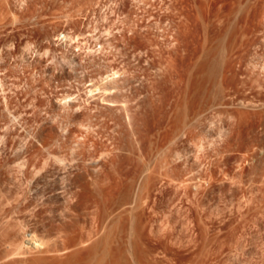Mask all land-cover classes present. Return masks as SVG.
<instances>
[{
	"label": "rangeland",
	"instance_id": "1",
	"mask_svg": "<svg viewBox=\"0 0 264 264\" xmlns=\"http://www.w3.org/2000/svg\"><path fill=\"white\" fill-rule=\"evenodd\" d=\"M182 1L0 0V264H264V0Z\"/></svg>",
	"mask_w": 264,
	"mask_h": 264
},
{
	"label": "bare ground",
	"instance_id": "2",
	"mask_svg": "<svg viewBox=\"0 0 264 264\" xmlns=\"http://www.w3.org/2000/svg\"><path fill=\"white\" fill-rule=\"evenodd\" d=\"M180 1H181V0H180ZM183 1H186V0H183ZM183 1H182V3H183ZM206 1H207V0H206ZM214 1H217V0H214ZM214 1H213V0H209V1H208V2H209V3H208V7L206 8L207 11H206L205 14H203V15H204L203 17H204L205 19L207 18V16H208L209 13L211 14V13L214 12V11H212V10H214V8H215V7H214V4H216V2L214 3ZM218 1H219V0H218ZM222 1H223V0H222ZM238 1L240 2V0H231V2L228 1V0L221 2V0H220L221 4H220V6L218 7V11H219V12L217 11L216 14H217V13H218V15H219L220 13H221L220 15L223 14L222 16H225V17H223V18H224V20L226 21L225 18H226V15H227V14H228V16H229V14H230V16H232L231 14H232L234 11H237V10H235V8H236V5L238 4ZM242 1H243V0H242ZM242 1H241V2H242ZM186 2H187V1H186ZM189 2H190V1H189ZM189 2H187V3H189ZM196 2H198V0H197ZM203 2L205 3V1H203ZM228 2H230V3H228ZM182 3H181V4H182ZM193 3H194V2H193ZM193 3H192V4H189L190 7L193 6ZM204 3H203V4H204ZM183 4H185V3H183ZM198 4H199V3H198ZM186 5H187V6H186ZM191 5H192V6H191ZM194 5H195V4H194ZM217 5H218V4H217ZM241 5H242V4H241ZM241 5H240V3H239V4L237 5V7H239V6H241ZM182 7H183V6H182ZM184 7H185V9H186V7H188V4H185ZM190 7H189L188 9H190ZM196 7H197V5H196ZM198 7H199V6H198ZM203 7H204V5H203ZM216 7H217V6H216ZM249 7H250V6H249ZM192 8H193V7H192ZM200 8H201V7H200ZM253 8H254V6H253ZM253 8H252V9H253ZM188 9H187V10H188ZM197 9H198V8H197ZM201 9H202V8H201ZM201 9H200V10H201ZM203 9H204V8H203ZM203 9H202V10H203ZM215 9H216V8H215ZM238 9H239V8H238ZM248 9H249V8H248ZM190 10H191V9H190ZM198 10H199V9H198ZM200 10H199V11H200ZM202 10H201V12H202ZM239 10H240V9H239ZM249 10H251V9H249ZM249 10H248V11H249ZM204 11H205V9H204ZM204 11H203V12H204ZM248 11H247V9H246V12H248ZM183 12H185V11H183ZM186 12H188V11H186ZM192 12H193V11H192ZM201 12H200L199 14H201ZM226 12H227V14H226ZM238 12H239V11H238ZM250 12H252V10H251ZM250 12H249V13H250ZM235 13H236V12H235ZM235 13H234V14H235ZM186 14H189V13H186ZM191 14H192V13H191ZM199 14H198V15H199ZM210 14H209V15H210ZM246 14H247V13H245V15H246ZM218 15H217V16H218ZM249 15H250V14H249ZM196 16H197V15H196ZM199 16H201V15H199ZM212 16H213V14H212ZM228 16H227V17H228ZM230 16H229V17H230ZM247 16H248V15H247ZM197 17H198V16H197ZM197 17H196V18H197ZM201 17H202V16H201ZM201 17H199V18H201ZM203 17H202V18H203ZM213 17H214V16H213ZM242 17H243V16H242ZM244 17H245V16H244ZM244 17H243V18H244ZM204 18H203V20H202V19H201V20L204 21ZM209 18H210V17H208V19H209ZM214 18H215V17H214ZM220 18H221V16H220V17L218 16V19H217V17H216L217 20H219ZM223 18H221V19H223ZM243 18L240 17V19H243ZM221 19H220V20H221ZM201 20H200V21H201ZM220 20H219V21H220ZM244 20H245V19H244ZM244 20H243V21H244ZM196 21H198V19H196ZM202 21H201V22H202ZM206 22H207V21H206ZM206 22H203V23H206ZM199 23H200V22H199ZM199 23H198V26H201V24L199 25ZM207 23H209V22H207ZM207 23H206V26H207ZM222 23H223V22H222ZM224 23H225V22H224ZM220 24H221V23H220ZM225 24H226V23H225ZM225 24H224V25H225ZM221 25L223 26V24H221ZM206 26L204 25V27H206ZM245 26H246V25H245ZM245 26H244V28H247V27H245ZM223 27H224V26H223ZM220 28H221V26H220ZM199 29H201V28H199ZM206 29H207V28H206ZM208 29H209V28H208ZM210 29H211V28H210ZM210 29H209V30H210ZM221 29H222V28H221ZM223 29H224V28H223ZM241 29H243V27H242ZM247 29H248V28H247ZM247 29H245L246 32H247ZM201 30H202V29H201ZM203 30H205V28H204ZM209 30H208V31H209ZM205 31H206V30H205ZM243 31H244V30H243ZM240 32H242V31L240 30ZM246 32H245V33H246ZM203 34H206V32H203ZM240 34H241V33H240ZM201 35H202V34H201ZM243 35H244V33H242V36H243ZM247 35H248V33H247ZM247 35H246V36H247ZM65 36H66V35H65ZM202 36H204V38H206L207 34H206V36H205V35H202ZM244 36H245V35H244ZM244 36H243V37H244ZM204 38H203V39H204ZM204 42H205V40H204ZM202 45H203V44H202ZM177 47H178V46H177ZM201 47H202V46H201ZM203 47H204V46H203ZM175 49H176V48H174V50H175ZM202 49H203V48H202ZM197 50H198V49H197ZM198 51H199V50H198ZM174 52H176V51H174ZM202 52H204V51H202ZM112 79H113V78H112ZM114 80H118V79H114ZM114 80H112V81L114 82ZM118 81H119V80H118ZM115 83H116V82H115ZM107 89H108V88H104V90H107ZM108 93L111 94L110 92H108ZM109 94H106L105 96H106V97H107V96H110ZM66 103H67V102H66ZM71 106H72V105H71ZM71 106H70V107H71ZM98 113H100V112H98ZM97 115H98V114H97ZM99 115H101V113H100ZM102 116H103V112H102ZM102 116H101V117H102ZM68 117H69V116H68ZM99 118H100V117H99ZM97 119H98V118H97ZM89 123H90V122H89ZM89 123H87V124H89ZM96 123H98V122H96ZM96 123H95V124H96ZM91 125H92V124H90V126H91ZM88 126H89V125H88ZM93 127H94V126H93ZM86 128H87V127H86ZM43 129H44V128H43ZM93 130H94V128H93ZM41 131H44V130H41ZM89 132H90V131H89ZM39 133H40V131H39ZM44 133H45V131H44ZM39 136H40V135H39ZM41 136H42V134H41ZM50 136H51V135H50ZM52 136H53V135H52ZM88 136H89V135H88ZM35 137H36V136H35ZM42 138H43V137H42ZM48 138H49V136H48ZM48 138H47V139H48ZM50 138H51V137H50ZM86 138H87V137H86ZM38 139H39V138H38ZM47 139H46V140H47ZM52 139H53V138H52ZM46 140H44L45 143H46ZM50 140H51V139H50ZM55 140H56V139H55ZM55 140H54V142H55ZM83 140H84V139H83ZM89 140H91L90 137H89ZM51 141H52V140H51ZM51 141H50V144H51ZM54 142H53V143H54ZM85 142L87 143L88 141L85 140ZM31 143H32V142H31ZM35 143L38 144L37 142H35ZM33 144H34V143H33ZM36 144H35V145H36ZM42 144H43V143H42ZM50 144H49V140H48V147L50 146ZM78 144H79V143H78ZM80 144H81V143H80ZM80 144H79V145H80ZM83 144H84V143H83ZM87 144H88V143H87ZM93 144H95V143H93ZM35 145H34V147H35ZM44 145H45V144H44ZM52 145H53V144H52ZM38 146H39V145H38ZM41 146H42V145H41ZM53 146H54V145H53ZM80 146H81V145H80ZM30 148H31V147H30ZM36 148H37V147H36ZM36 148H35V149H36ZM39 148H40V147H39ZM42 148H43V147H42ZM42 148H41V149H42ZM45 148H47V145H46ZM49 148H51V147H49ZM80 148H81V147H80ZM80 148H79V149H80ZM27 149H28V148H27ZM33 149H34V148H33ZM61 149H62V148H61ZM75 149H76V148L74 147V151L76 152ZM82 149H83V148H82ZM37 150H38V149H36L35 151H37ZM28 151H29V150H28ZM39 151H40V153H41V150H40V149H39ZM42 151H44V149H42ZM49 151H50V150H49ZM74 151H73V152H74ZM78 151H79V150H78ZM78 151H77L76 153H78ZM80 151H81V150H80ZM80 151H79V153H80ZM47 152H48V150H47ZM51 152H52V151H51ZM51 152H50V153H51ZM84 152H85V151H84ZM38 153H39V152H38ZM52 153H53V152H52ZM79 153H78V154H79ZM91 153H92V151H91ZM47 154H49V153H47ZM55 154H56V153H55ZM80 154H81V153H80ZM73 155H74V154H73ZM75 155H76V154H75ZM75 155H74L73 158H76ZM53 156H54V155H53ZM57 156H58V155H57ZM57 156L55 155V157H57ZM77 156H78V155H77ZM58 157H59V156H58ZM43 158H44V156H43ZM60 158H61V157H60ZM65 158H66V157H65ZM65 158H64V160H65ZM73 158H72V160H73ZM110 158H112V156H110ZM30 159H31V158H29V160H30ZM33 159H34V158H33ZM39 159H40V158H39ZM45 159H46V158H45ZM52 159H53V158H52ZM52 159H51V160H52ZM55 159H56V158H55ZM113 159H114V158H113ZM29 160H28V161H29ZM37 160H38V159H37ZM47 160H48V159H47ZM58 160H60V159H58ZM94 160H96V159H94ZM94 160H93V161H94ZM28 161H27V163H28ZM34 161H35V160H34ZM34 161H33V162H34ZM43 161H44V160H43ZM110 161H111V159H110ZM31 162H32V161H31ZM36 163H38V162H35V164H36ZM48 163H49V161H48ZM21 164H22V163H21ZM21 164H20V166H21ZM24 164H25V163H24ZM38 164H39V163H38ZM45 164H46V163H45ZM45 164H44V165H45ZM64 164H65V163H64V161H63V165H64ZM89 164H90V163H89ZM89 164H88V165H89ZM22 165H23V164H22ZM32 165H33V164H32ZM36 165H37V164H36ZM48 165H49V164H48ZM67 165H68V164H67ZM82 165H83V164H82ZM23 166H24V165H23ZM23 166H22V167H23ZM28 166H29V165H28ZM28 166H27V167H28ZM39 166H40V165H39ZM85 166H87V165H85ZM91 166H92V165H91ZM22 167H21V168H22ZM31 167H33V166H31ZM42 167H44V166H42ZM65 167H66V166H65ZM93 167H94V166H92L91 168H93ZM95 167H96V166H95ZM37 168H38V167H37ZM46 168H47V165H46ZM66 168H68V167H66ZM87 168H88V167H87ZM22 169H23V168H22ZM25 169H27V168H25ZM80 169H81V168H80ZM85 169H86V167H85ZM97 169H98V167H97ZM28 170H29V167H28ZM37 170H41V167H40V169L38 168ZM43 170H44V169H43ZM43 170H41V171H43ZM45 170H46V169H45ZM63 170H64V169H63ZM69 170H71V169H69ZM86 170H87V169H86ZM98 170H99V169H98ZM24 171H25V170H24ZM81 171H82V170H81ZM30 172H31V171H30ZM64 172H66V170H65ZM67 172H68V171H67ZM79 172H80V171H79ZM86 172H87V171H86ZM99 172H100V171H99ZM25 173H26V172H25ZM25 173H24V174H25ZM27 173H28V172H27ZM41 173H42V172H41ZM62 173H63V172H62ZM72 173H73V171H72ZM75 173L78 174V172H75ZM80 173L82 174V172H80ZM80 173H79V174H80ZM89 173H90V172H89ZM95 173H96V172H95ZM63 174H65V173H63ZM67 174H68V173H67ZM69 174H70V175H73V174H71V173H69ZM86 174H87V173H86ZM91 174H92V173H90V175H91ZM99 174H100V173H99ZM26 175H27V174H26ZM42 175L44 176V174H42ZM58 175H60V174H58ZM61 175H62V174H61ZM70 175H69V177H70ZM75 175H76V174H75ZM97 175H98V174H97ZM100 175H101V174H100ZM43 176H42V177H43ZM45 176H46V175H45ZM45 176H44V177H45ZM83 176L86 177V175H84V173H83ZM92 176H93V175H92ZM94 176H95V175H94ZM98 176H99V175H98ZM101 176H102V175H101ZM110 176H111V175H110ZM60 177H61V176H60ZM67 177H68V176H67ZM76 177H77V176H76ZM81 177H82V176L80 175V178H81ZM88 177H89V174H88ZM88 177H86V181H85V179L82 177V180L84 179V181H85V183H87V185H88V182H89V180H90ZM106 177H108L107 173H106ZM106 177H105V179H106ZM72 178H73V177H72ZM77 178H78V177H77ZM80 178H78V180H79ZM92 178H93V177H92ZM102 178H103V177H102ZM112 178H113V177H112ZM56 179H58V178H56ZM63 179H64V178H63ZM70 179H71V178H70ZM88 179H89V180H88ZM108 179H109V178H108ZM72 180H75V177H74ZM72 180H71V181H72ZM87 180H88V182H87ZM95 180H96V179H95ZM95 180H93V182H95ZM101 180H102V179H101ZM111 180H112V179H111ZM84 181L82 182V183H83V188H82L83 191H84V188L87 187L86 184H84ZM103 181H104V180H103ZM53 182L56 183V181H53ZM57 182H58V180H57ZM59 182H60V181H59ZM66 182L69 183V181H66ZM97 182H100V181H97ZM101 182H102V181H101ZM50 183H51V182H50ZM74 183H75V182H74ZM74 183H73V184H74ZM77 183H78V181H77ZM79 183H81V181H80ZM79 183H78V184H79ZM89 183H90V182H89ZM60 184H61V183H60ZM63 184H64V182H63ZM63 184H61V185H63ZM71 184H72V183H71ZM75 185H76V183H75ZM84 185H85V186H84ZM94 185H95V184H94ZM96 185H97V184H96ZM98 185H99V184H98ZM51 186H52V185H51ZM56 186H57V185H56ZM69 186H70V185H69ZM79 186H80V184H79ZM81 186H82V184H81ZM92 186H93V185H92ZM101 186H102V185H101ZM53 187L55 188V186H53ZM66 187H68V186H66ZM72 187H73V185H72ZM72 187H71V188H72ZM98 187H99V186H98ZM102 187H103V186H102ZM54 188H53V189H54ZM57 188H58V187H57ZM61 188H62V187H61ZM61 188H60V189H61ZM71 188H69L70 191H74V190L71 189ZM73 188H74V187H73ZM80 188H81V187H80ZM104 188H105V187H104ZM104 188H103V189H104ZM65 189H66V188H64V190H65ZM78 189H79V188H78ZM78 189H76V190H78ZM88 189H90V187H89ZM66 190H67V189H66ZM82 190H81V191H82ZM98 190H99V189H98ZM52 191H53V190H52ZM54 191H58V190H54ZM70 191H69V192H70ZM81 191H80V192H81ZM50 192H51V191H50ZM64 192H65V191H64ZM69 192H68V194H69ZM75 192H76V191H75ZM75 192H74V193H75ZM80 192H79V193H80ZM85 192H86V188H85V191L83 192V194H84ZM103 192L105 193L104 190H103ZM56 193H57V192H56ZM65 193H66V192H65ZM72 193H73V192H72ZM74 193H73V194H74ZM79 193H78V195H80ZM104 193H103V194H104ZM50 194H52V193H50ZM53 194H54V193H53ZM53 194H52V195H53ZM70 194H71V193H70ZM73 194H72V195H73ZM60 195H61V194H60ZM60 195H59V196H60ZM62 195H63V194H62ZM65 195H66V194H65ZM75 195H76V194H74L73 197H74ZM78 195H77V196H78ZM68 196H69V195H68ZM70 196H71V195H70ZM70 196H69V197H70ZM81 196H83V195L81 194ZM81 196H80V200L83 199ZM103 196H104V195H103ZM63 197H64V196H63ZM75 197H76V196H75ZM83 197H84V196H83ZM67 198H68V197H67ZM67 198H65L64 200H66ZM71 198H72V196H71ZM77 199H78V198H77ZM103 199H104V198H103ZM75 200H76V198H75ZM80 200H79V201H80ZM96 200L99 201L98 199H96ZM69 201H70V200H69ZM69 201L67 200V203H68ZM71 201H72V200H71ZM83 201H84V200H83ZM74 202H75V201H74ZM76 202H77V201H76ZM76 202H75V203H76ZM80 202L82 203V201H80ZM70 203L72 204V202H70ZM81 203H80V206H81ZM96 203H97V202H96ZM98 203H99V202H98ZM100 203L102 204V201H101ZM68 204H69V203H68ZM69 205H70V204H69ZM76 205H77V203H76ZM97 205H99V204H97ZM67 206H68V205H67ZM77 206H78V205H77ZM80 206H79V207H80ZM75 208H76V207H75ZM96 208H98V206H96ZM96 208H95V209H96ZM68 209H69V210H72L71 208H68ZM73 209H74V208H73ZM99 210H100V209L98 208V211H99ZM102 210H103V209H102ZM105 210H106V209H105ZM100 211H101V210H100ZM103 211H104V210H103ZM103 211H102V213H100V214H103ZM73 212H74V211H73ZM73 212H71V213H72V216H73ZM95 212H96V210H95ZM104 212L107 213V211H104ZM74 213H75V212H74ZM76 213H77V212H76ZM79 213H80V212H78V214H79ZM69 214H70V213H69ZM69 214H68V215H69ZM96 214L99 216L98 212H96ZM108 214H109V212H108ZM97 215H96V216H97ZM105 215H107V214H105ZM63 216H64V215H63ZM69 216H71V215H69ZM77 216H78V215H77ZM79 216H81V215H79ZM108 216H109V215H108ZM108 216H107V217H108ZM67 217H68V216H67ZM99 217L102 218V216H99ZM99 217H98V218H99ZM69 218H70V219H69ZM69 218H68L69 220H67V221H70V220H71L70 222L72 223V226H73V224H74V226H75L74 229H75L76 232H75V231H72V233H73V234H74V232H75V233H78V232H77V231H78V229H77L78 226H77V224L74 222V221H75V220H74L75 218H73V217H69ZM71 218H72V219H71ZM95 218H96V217H95ZM65 219H66V218H65ZM65 219H64V220H65ZM80 219H81V218H80ZM80 219L77 217V220H80ZM103 219H104V218H103ZM105 219H106V218H105ZM72 220H74V221H72ZM100 220H101V219H100ZM65 221H66V220H65ZM65 221H64V222H65ZM103 221H104V220H103ZM73 222H74V223H73ZM77 222H78V221H77ZM81 222H82V220H81ZM98 222H99V219H98ZM100 222H101V221H100ZM104 222H105V221H104ZM104 222H101V224L104 223ZM62 223H63V222H62ZM68 223H69V222H68ZM78 223H80V222H78ZM69 224H70V223H69ZM80 224H81V223H80ZM82 224H83V223H82ZM63 226L68 227V228H65V230L68 229V231H69V226H68V224H67V226H66V223H65V224H63ZM72 226H71V227H72ZM74 226H73V227H74ZM76 226H77V227H76ZM71 227H70V231H71L72 228H73V227H72V228H71ZM61 228H62V227H61ZM76 229H77V230H76ZM63 230H64V227H63L62 231H63ZM70 231L68 232L69 234L71 233ZM72 233H71V234H72ZM33 238H34V237H33V235H32V238H29V239L33 240ZM39 241H40V239H36V240H35V238H34V242H33V243H34L36 246H38L39 244H38L37 242H39Z\"/></svg>",
	"mask_w": 264,
	"mask_h": 264
}]
</instances>
